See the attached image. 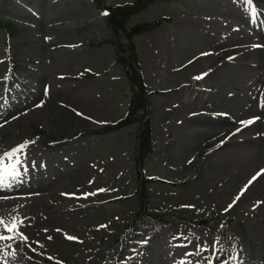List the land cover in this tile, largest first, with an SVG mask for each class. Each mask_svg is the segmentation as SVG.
<instances>
[{"label":"rangeland","instance_id":"rangeland-1","mask_svg":"<svg viewBox=\"0 0 264 264\" xmlns=\"http://www.w3.org/2000/svg\"><path fill=\"white\" fill-rule=\"evenodd\" d=\"M137 1L128 31L163 22L115 42L102 13ZM252 7L0 0V155L27 144L0 194L27 241H0V264H264V0ZM131 63L149 92L143 165L140 124L110 128L134 96Z\"/></svg>","mask_w":264,"mask_h":264},{"label":"trees","instance_id":"trees-1","mask_svg":"<svg viewBox=\"0 0 264 264\" xmlns=\"http://www.w3.org/2000/svg\"><path fill=\"white\" fill-rule=\"evenodd\" d=\"M148 4L147 1H137L131 5L123 4L108 7L109 14L107 18V23L111 27L113 32V40L116 42V38H120L121 33H126L127 37L132 38L134 36H138L144 32L150 31L156 27H158L162 20H157L154 22H147L143 24H136L131 27L128 31L129 20L132 15L138 12L141 8H144ZM123 52H126L127 48L121 46ZM121 61L126 62L127 60L124 57L120 58ZM132 73L130 76L131 82L134 84V96L130 101L129 108L127 114L124 118L117 121L110 128H122L125 126H130L134 123L141 124V132L139 134V148H140V157L138 159L140 165H143L146 157L152 151V134H151V123L149 119H146L148 115V95L149 92L146 91L145 84L142 79V75L139 72V69L136 65L131 63ZM141 181L146 184L152 178H149L145 172H141ZM140 215V213L138 214ZM158 219L163 220L164 216L158 217ZM138 222V217L131 224V228ZM204 223L206 221H203ZM129 227V228H130Z\"/></svg>","mask_w":264,"mask_h":264},{"label":"snow or ice","instance_id":"snow-or-ice-1","mask_svg":"<svg viewBox=\"0 0 264 264\" xmlns=\"http://www.w3.org/2000/svg\"><path fill=\"white\" fill-rule=\"evenodd\" d=\"M244 4L246 6V9L250 12V14L253 15L256 14L255 9L252 7V0H244ZM102 14L107 15L106 12ZM200 78L202 77H196V79H200ZM261 106L264 107V100L261 101ZM253 122L254 121H245L242 123L247 125ZM26 147L27 144L21 145L11 150L10 152H6L3 155H0V191L7 190L10 187V183H9L10 181H16L19 177H21L23 174L26 173L27 169L24 170V173H21L20 171V165L22 164V161L20 159V154L23 153ZM260 174H264V170H261ZM86 195H93V194L90 193ZM0 199H9V197H0ZM22 226H23V221L18 219L17 217H13L10 220H5L4 217H0V241L11 240L14 239L16 235H20L22 240L26 242L27 237L23 236V234L20 233V228ZM57 231H59V229ZM5 233H7L8 235H5ZM66 238L75 239L74 237L71 236H67ZM49 259H51V257H49ZM217 259H219V257H217ZM237 259L238 258L236 256H233L231 261H225V264H235ZM209 264H211V259L209 260Z\"/></svg>","mask_w":264,"mask_h":264},{"label":"bare ground","instance_id":"bare-ground-1","mask_svg":"<svg viewBox=\"0 0 264 264\" xmlns=\"http://www.w3.org/2000/svg\"><path fill=\"white\" fill-rule=\"evenodd\" d=\"M4 194H7V192H5Z\"/></svg>","mask_w":264,"mask_h":264}]
</instances>
